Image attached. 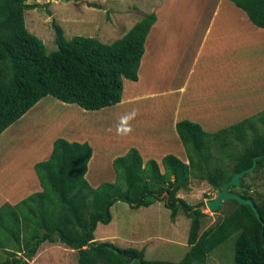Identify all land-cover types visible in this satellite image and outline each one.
<instances>
[{
	"label": "trees",
	"instance_id": "obj_1",
	"mask_svg": "<svg viewBox=\"0 0 264 264\" xmlns=\"http://www.w3.org/2000/svg\"><path fill=\"white\" fill-rule=\"evenodd\" d=\"M28 1L34 0H0V134L47 95L85 110L120 102L123 79H138L144 40L155 15L144 16L111 43L81 35L67 39L53 20L57 49L47 53L42 40L25 26V10L40 6ZM230 1L253 24L264 28V0ZM259 120L264 122V109L207 132L198 123L181 119L175 127L187 162L172 153L164 155L160 163L152 158L144 161L139 150L130 147L112 160L114 181L96 187L85 178L91 145L57 137L49 157L34 164L41 190L16 204L0 206V251L4 253L0 264H31L45 241L73 249L76 264H205L209 253L233 234L234 264H264V194H250L246 182L264 167V133L255 124ZM251 131L250 141L236 153L225 148L229 141L222 134L234 133L244 144ZM256 156L253 171L241 177L240 187L230 186L229 190L250 198L260 219L249 205L230 200L236 205L233 211L201 230L204 201L189 203L178 195L179 190L188 189L191 177L197 175L218 190L234 173L250 167ZM117 201L135 209L162 202L172 221L182 211L190 221V248L178 261L148 260L143 249L95 241L97 225L111 222V207Z\"/></svg>",
	"mask_w": 264,
	"mask_h": 264
},
{
	"label": "rangeland",
	"instance_id": "obj_2",
	"mask_svg": "<svg viewBox=\"0 0 264 264\" xmlns=\"http://www.w3.org/2000/svg\"><path fill=\"white\" fill-rule=\"evenodd\" d=\"M125 1L130 8H132L130 5L133 4L137 7L135 12L129 14V19H126L124 9L121 7H118L120 11L115 9V3L112 0L28 1L37 2L40 6L25 10V26L30 33L42 40L47 53L57 49L52 25L53 20L62 27L64 36L67 39L81 35L96 39L102 38L105 43H111L118 38L116 37L118 31L109 37L102 36L116 29L128 30L136 20H140L137 19L140 18L137 17V14L141 12V10H138V8H141V1L136 0L138 4L135 3V0ZM90 3H95L99 7L91 6L89 5ZM107 21H115L112 25L117 21L120 22L113 27ZM259 51L264 52V43L256 46L254 50L249 49V59L253 58L252 55L256 53V60L251 65V69H249L253 72L256 70L253 75H251L250 71L247 74V71L238 67L237 69H232V74H235L233 85L240 82L241 88L248 87L247 90H251L253 93L259 92L256 89H261V91L264 89V83H262V80H264V53L259 57ZM136 83L138 86L142 84V82ZM45 97L47 98L43 100L41 108H37L33 112V115H36L39 111L37 122L36 117L34 120L35 124L30 119L32 117V114H30L29 121L25 120L20 123L15 121L0 134V174L10 179L9 184H14L15 177H10L11 171L7 165H13L15 164L14 162H22L24 165H28L35 159L39 162L40 154L37 153L38 146L35 144L45 134L41 135L43 133L41 129H46L53 125L54 133L76 137H81L85 134L90 136L94 141L92 143L93 152L98 155L104 154L105 162H107V159L109 161V157L111 158L112 155L125 152V146L130 148L133 146L131 145L133 142H144L146 145L152 143L147 152L149 150H162L163 148H176L172 139L168 136V129H165L168 113L159 106H152L151 115L148 113V108L152 104L141 105V102L132 104L121 102L99 110L81 108L87 114L76 115L74 110H68L67 105L69 104L53 96ZM129 106L135 110L140 109V112L137 115L131 113ZM130 115L133 119H131ZM135 115L137 118H134ZM79 119H87L88 129L78 127L76 122ZM236 122L238 121L232 124ZM82 124L84 125V123ZM255 124L259 127L258 132L264 133V122L259 120ZM72 130H77V133H72ZM29 134L31 136H28ZM224 134H222V138L229 141L225 148L234 150L235 153L243 148L254 135L253 131H251L246 143L242 144L234 138V133ZM48 138L49 136L46 137L45 141ZM176 153L187 162L185 149H183L182 153L179 151ZM110 169L114 172L111 162ZM6 172L7 175L4 174ZM246 182L250 194L254 195L256 192L264 194V167L249 175L246 178ZM216 194L217 189H214L202 175L192 176L188 189H181L178 192V195L189 203L195 204L198 201H204V205L201 208L206 215L203 218L201 230L217 223L225 214L233 211L236 207L232 201L225 200L215 211L209 210L205 205V201L214 198ZM169 212V209L162 202L135 209L125 202L117 201L111 207L113 217L111 222L108 224L99 223L96 227L97 242H104L108 239L109 242L112 241L117 246L143 249L144 258L148 260L178 261L190 248L187 243L190 221L182 211H179L176 219L172 221ZM235 237L236 234L231 235L209 253L205 264H234ZM3 257L4 253L0 251V260ZM30 262L31 264H76L77 254L73 249L61 242H44L40 246L37 256L31 259Z\"/></svg>",
	"mask_w": 264,
	"mask_h": 264
},
{
	"label": "crops",
	"instance_id": "obj_3",
	"mask_svg": "<svg viewBox=\"0 0 264 264\" xmlns=\"http://www.w3.org/2000/svg\"><path fill=\"white\" fill-rule=\"evenodd\" d=\"M112 1L115 3L117 11H120L118 7L125 10L126 19H129V14L137 9L135 4L130 5L132 7L130 8L125 0ZM140 1L141 8L138 10L141 12H138L137 17L140 18L137 19L141 20L144 16L153 13L155 21L144 40V51L137 71L138 79L136 81L123 79L122 97L118 103L152 104L148 108L150 115L152 106H159L163 111L165 110L168 113L165 129H168V136L176 147L147 152L152 143L146 145L144 142H133L132 147L139 150L144 161L152 158L160 163L162 157L168 153L181 158L176 152L182 153L184 147L175 127L176 122L181 119L191 120L198 123L205 131L214 132L264 109V89L261 91V89L255 88L259 92L253 93L251 90H247L248 87L241 88L240 82L233 85L235 74H232V69H237V67L244 69L248 74L251 65L256 60V53L252 55L253 58L249 59V49L254 50L256 46L263 45L264 28L253 24L247 14L230 0ZM135 3L138 4L136 0ZM138 21L136 20V22ZM113 22L115 21L109 23L112 25ZM119 22L117 21L112 26H116ZM128 30L116 29L102 37H109L118 31L116 37L120 38ZM100 39L104 42L102 38ZM259 53V57H261L264 52L259 51ZM255 71H250L251 75ZM231 78L232 80H230ZM136 82H142V84L138 86ZM46 98L45 96L41 98L17 122L29 121L28 118L32 114L30 119L35 124L34 120L36 117L37 122L39 111L36 115H33V112L37 108H41L42 102ZM67 104H69L67 105L68 110H74L76 115L87 114L78 105ZM129 109L136 115L140 112V109L135 110L130 106ZM61 113L63 114V112ZM136 115L134 118H137ZM130 117L132 116L130 115ZM87 123V119H79L76 122L78 127L85 129H88ZM41 130L43 131L41 135L45 134L35 144L38 146L37 153L40 154L38 161L49 157L53 141L57 137L63 136L70 141H87L91 147L94 142L86 134L76 137L54 133V125ZM71 132L77 133V130ZM47 136L49 138L45 141ZM128 149L129 146H125L124 151L126 152ZM125 152L112 155L111 158L109 157V161L107 159L105 162L104 154H95L92 148V155L85 174L88 183L92 187H96L102 182L114 181L115 172L110 169V162L112 164V160L116 156ZM145 155L147 156L145 157ZM36 160L28 165H24L22 162L7 165L11 171L10 177H15V181L14 184H9L10 179L0 174V206L5 202L15 204L31 193L41 190L33 167ZM160 167L163 170L161 165ZM7 172L4 174L7 175ZM94 236V240L98 241L95 232ZM39 250L40 247L35 256Z\"/></svg>",
	"mask_w": 264,
	"mask_h": 264
},
{
	"label": "water",
	"instance_id": "obj_4",
	"mask_svg": "<svg viewBox=\"0 0 264 264\" xmlns=\"http://www.w3.org/2000/svg\"><path fill=\"white\" fill-rule=\"evenodd\" d=\"M256 159H257V156L253 157V162H252V165L250 167L234 173L231 176V178L224 184V186L217 190V194L214 198H211V199H208L205 201V205L209 210L215 211L217 208H219L221 203L225 200H236L237 202H239L241 204L249 205L251 207V211L254 213V215L258 219H260L259 212H258L257 208L255 207L253 201L250 198H244L241 195H239L238 193L229 190L230 186L240 187L241 177L245 173H250L253 171V169L256 166ZM89 245H91V244H89ZM98 248H96V250ZM118 253L122 254V255H130V254L125 253V252H119L118 251ZM130 256H132V255H130Z\"/></svg>",
	"mask_w": 264,
	"mask_h": 264
},
{
	"label": "clouds",
	"instance_id": "obj_5",
	"mask_svg": "<svg viewBox=\"0 0 264 264\" xmlns=\"http://www.w3.org/2000/svg\"><path fill=\"white\" fill-rule=\"evenodd\" d=\"M129 131H130V129H129Z\"/></svg>",
	"mask_w": 264,
	"mask_h": 264
}]
</instances>
